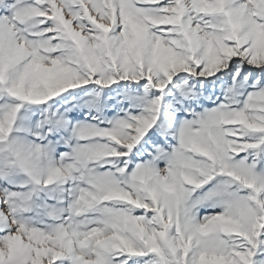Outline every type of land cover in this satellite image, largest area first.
<instances>
[{"label":"snow or ice","instance_id":"obj_1","mask_svg":"<svg viewBox=\"0 0 264 264\" xmlns=\"http://www.w3.org/2000/svg\"><path fill=\"white\" fill-rule=\"evenodd\" d=\"M0 264H264V0H0Z\"/></svg>","mask_w":264,"mask_h":264}]
</instances>
